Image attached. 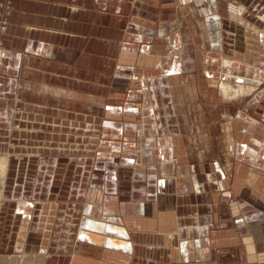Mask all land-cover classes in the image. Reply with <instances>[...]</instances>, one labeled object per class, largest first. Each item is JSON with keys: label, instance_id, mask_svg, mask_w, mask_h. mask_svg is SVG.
I'll return each mask as SVG.
<instances>
[{"label": "crops", "instance_id": "crops-1", "mask_svg": "<svg viewBox=\"0 0 264 264\" xmlns=\"http://www.w3.org/2000/svg\"><path fill=\"white\" fill-rule=\"evenodd\" d=\"M169 1L12 0L7 14L0 9L7 21L0 32V147L14 136L9 131L49 125L86 131L85 146H94L80 162L62 161L72 164L70 177L69 165L57 171L71 182L79 219L69 247L55 258L43 254L44 264H264V88L259 80L254 91L225 99L217 86L228 79L253 84L262 73L225 63L223 55L215 69L204 58V75L215 86L199 95L214 107L194 109L207 132L192 150L190 78L182 75L192 67L191 46L178 44L169 29L171 10L160 5ZM216 1L193 4L213 14L200 23L209 22L210 33L201 25L200 32L218 52L213 41L223 26ZM255 2L232 0L227 7L231 13L243 4L245 18L263 22L264 2L260 9ZM158 43L164 57H156ZM229 65L251 70L245 79L228 78ZM226 114L232 120L220 134L216 116ZM39 163L46 177L48 163Z\"/></svg>", "mask_w": 264, "mask_h": 264}, {"label": "rangeland", "instance_id": "rangeland-1", "mask_svg": "<svg viewBox=\"0 0 264 264\" xmlns=\"http://www.w3.org/2000/svg\"><path fill=\"white\" fill-rule=\"evenodd\" d=\"M231 1L232 0L216 1L218 5V14L222 16L221 20H219L222 21L223 26L221 35L217 40L215 36L213 41V43L217 42L220 44V50H218V52L215 50V45L212 47L210 45V40L207 38L204 39L200 32V23L204 22L205 16L211 13H204L202 10L198 12L194 7L193 0H170L167 3L162 2L160 4L164 8L169 7L171 10L170 13L172 17L169 22V29L177 33L176 42L178 44L182 43L185 46L188 44L191 46V50L187 52V58H189V63H192V67L185 72L186 74L184 73L185 69L182 70V75L185 79L190 78V83L186 86V91L188 96L187 105L192 108L189 117L192 130L188 134V139L192 146L190 148L192 150L199 149V144L207 132V129L206 132L203 128L201 129L200 115L196 114L194 109L200 106L214 107V104L210 105V100L201 99L199 95L201 91L207 90L209 86H215V83L209 85L208 79L204 75L203 64L206 62L204 58L213 61L212 64L214 68L217 67L215 66V60L221 57L220 55H223L224 58H229L226 60H228L230 64L231 59L239 64L241 63V66L250 64L256 68L257 71L262 73V79L256 78L257 82L249 85L256 88L258 81L261 80L259 91L264 88V24L249 13L248 17L243 18L247 19V22L254 24L258 29L256 32L245 31L242 26L237 24V22L239 23V16L236 14V11L231 9V13L237 18V22L236 19L231 16V13H229L227 5L231 3ZM242 1L247 3V0ZM242 1L240 0V2ZM11 2L12 0H1L0 9L4 10L7 14ZM263 2V0H256V9H260ZM190 5L193 6L192 10L189 8ZM251 10L255 11V9L253 10L250 7V11ZM208 11L210 10L208 9ZM212 15H209V17H212ZM6 26V19L0 15V32H3ZM209 26L210 23L208 22L207 30ZM203 28L205 29V26ZM162 30L163 29H161V31ZM162 36L164 35L161 34L160 37ZM178 44L173 53L175 59H180L181 56V48H179ZM157 47L156 49H159V52L158 55L156 54V57H164L165 50L163 51L162 49L163 45L158 43ZM215 69L212 71L213 74H220V72H216ZM228 69L231 71L232 68L229 66ZM238 69L239 71H236V74L240 76L239 78L243 79H245V77L247 78L248 72L251 70L250 66H245L244 71L241 70V67ZM253 73L257 75V72ZM228 82H230V84L232 83V85L245 83L232 82L231 80H228ZM217 86L218 89L221 88L219 84H217ZM15 110V112H18L17 108H15ZM197 112H199L198 109ZM50 115L48 114V117L52 121L55 118L61 120L60 117H56L52 114ZM216 118L219 122V130L217 131L221 134L223 133L222 128H227L232 119L231 116L227 114L222 116L218 115ZM13 126L17 127V123L15 125L13 124L11 127ZM59 128H62L64 131L54 130L53 125H49L48 130L43 131H32L27 129L25 131H9L14 136H11V140H8L10 138L7 137V140L3 141L5 144L2 143L0 147L2 161L0 163V262L5 259L3 256L7 257L8 255L18 256L26 254L35 257L38 255L44 256L43 254L48 253L55 258L57 253L62 252L65 246L69 247L73 224L77 223L79 219L77 211L72 208L73 203H77V201L69 192L71 182H69V180L62 181L57 171L60 170L62 166L65 169V167L69 165V169H66L69 174L72 164H67V162L62 163V161L64 159L70 161L74 157L75 161L80 162L83 155L92 153L94 146L89 148L84 145L88 144L86 141L88 136L85 135L86 131H82L80 135H77V133L72 134L74 131H69L70 129H66L65 126ZM77 139H79L80 147H77L78 144L75 143ZM14 140V145H11ZM82 140L85 141L83 142ZM7 154L11 156L12 162H9L7 174H5L6 170H4L5 167L3 168L2 165L4 163L3 161L7 159ZM28 157H30L29 160ZM42 158L47 161L50 168L49 171H51L46 177L43 173H40L41 175L39 174V160ZM57 160L59 161L57 162ZM52 171L54 172L52 173ZM38 178L40 181H38ZM60 183H63V190L61 186L60 189H58ZM63 186H65V188ZM2 191L3 194L1 196ZM66 191L68 194H66ZM79 206L81 207V204Z\"/></svg>", "mask_w": 264, "mask_h": 264}, {"label": "bare ground", "instance_id": "bare-ground-1", "mask_svg": "<svg viewBox=\"0 0 264 264\" xmlns=\"http://www.w3.org/2000/svg\"><path fill=\"white\" fill-rule=\"evenodd\" d=\"M253 7V6H252ZM235 11H236V14L239 16V24L240 25H242L243 27H244V29H247V28H253V29H255V27H254V25L253 24H251V23H249V22H247V20L246 19H244L243 17V14L245 13V5H243V4H240L239 6H237L236 8H233ZM253 13V12H252ZM262 13V12H261ZM259 17H260V20H263V18H264V15L263 14H260L259 15ZM257 18V17H256ZM263 22H264V20H263ZM4 25H6V24H4ZM202 25V24H201ZM206 27V24L204 23L203 25H202V27ZM206 31H207V34H209L210 32H208V30H207V27H206ZM247 31V30H246ZM253 31V30H252ZM250 32H251V30H250ZM177 34V33H176ZM238 35V34H237ZM169 39V38H168ZM170 41H173V40H170ZM174 42V41H173ZM235 47V46H234ZM3 50H4V48H3ZM236 50V49H235ZM224 58H221V61H224L225 63H229V61L228 60H226V59H224ZM230 62H231V64H233V61H231L230 60ZM209 63V62H208ZM230 66V65H229ZM207 71V70H206ZM209 71V70H208ZM207 74V73H206ZM226 75L228 76V78H231V77H235V78H239L240 76H238L237 74H236V72H235V70H233V68L231 69V71L228 69L227 71H226ZM225 75V76H226ZM226 76V77H227ZM222 78V77H221ZM187 79V78H186ZM223 79V78H222ZM227 80V79H226ZM229 80V79H228ZM228 80L227 81H224V80H222L223 82L221 83V91L220 92H222L223 93V95H222V97L223 98H225V99H236V98H239L240 96H244L245 94H248V93H250V92H252V91H254V89H255V87H253V86H250L249 84H247V83H244V84H237L235 87H233L229 82H228ZM181 82V81H180ZM144 89V88H143ZM142 90V89H141ZM147 91V90H146ZM38 94V93H37ZM33 95V94H32ZM150 95V94H149ZM58 97V96H57ZM164 97V96H163ZM145 98V97H144ZM148 98V97H147ZM49 99V98H48ZM152 99V98H151ZM49 101H51V100H49ZM149 101V100H148ZM155 101V100H154ZM151 102H153V100L151 101ZM163 102V101H162ZM32 105V104H31ZM155 106V105H154ZM144 109V108H143ZM16 111V110H15ZM44 111V110H43ZM145 111V110H144ZM143 111V112H144ZM149 111V110H148ZM68 112V111H67ZM20 112H18V114H19ZM26 113V112H25ZM29 113V112H28ZM32 113V112H31ZM16 114V113H15ZM17 115V114H16ZM34 115V114H33ZM41 115V114H40ZM66 115V114H65ZM51 116V115H50ZM74 116V115H73ZM17 117V116H16ZM55 117V116H54ZM57 117V116H56ZM75 117V116H74ZM42 118V117H41ZM58 119V118H57ZM56 118L54 119V122L57 120ZM21 121V120H20ZM76 121V120H75ZM59 122V121H58ZM61 122V121H60ZM59 122V123H60ZM78 122V121H77ZM80 122V121H79ZM83 122V121H82ZM62 123H63V121H62ZM42 124V123H41ZM139 124V123H138ZM18 126V125H17ZM20 126V125H19ZM81 126V125H80ZM83 127V126H82ZM25 129V128H24ZM39 130V129H38ZM33 131V130H32ZM40 131V130H39ZM41 131H43V130H41ZM46 133V132H45ZM62 134V133H61ZM57 136V135H56ZM50 137V136H49ZM80 137V136H79ZM43 138V137H42ZM87 138V137H86ZM58 140V139H57ZM51 142V141H50ZM52 142H54V141H52ZM113 142V141H112ZM41 143V142H40ZM61 143V142H60ZM89 144V143H88ZM85 145V144H84ZM111 146V145H110ZM113 146V145H112ZM115 146V145H114ZM94 149V148H93ZM89 151V150H88ZM88 151H87V153H88ZM104 152V151H103ZM129 152H130V150H129ZM100 153H102V152H100ZM137 153V152H136ZM93 154V153H92ZM99 154V153H98ZM1 155V154H0ZM17 157V156H16ZM32 158V157H31ZM24 159H26V158H24ZM13 160H15V159H13ZM28 160H29V157H28ZM8 161H11V159L9 160V155L7 154V159H6V161L4 160L3 162V168L5 167V169L4 170H6V167L9 165L8 163ZM2 161H1V156H0V163H1ZM12 162V161H11ZM19 162H20V160H19ZM32 162V161H31ZM114 163V162H113ZM15 167V166H14ZM48 168V167H47ZM69 169V168H68ZM11 171V170H10ZM26 172H27V170H26ZM46 172V171H45ZM69 172V171H68ZM49 173V172H48ZM116 174V173H115ZM41 175V174H40ZM67 175H69V177H70V175H71V173L69 172V174L67 173ZM10 176H11V174H10ZM44 176H45V173H44ZM43 176V177H44ZM104 176V175H103ZM10 178V177H9ZM37 179V178H36ZM64 180H68V178H66V179H64ZM38 181H40V179L38 178ZM38 181H37V183H38ZM42 181H43V179H42ZM30 182V181H29ZM4 183V182H3ZM44 183V182H43ZM63 184V183H62ZM35 185H37V184H35ZM37 186H39V185H37ZM64 188H65V186H63ZM3 188V187H2ZM39 188V187H38ZM62 188V187H61ZM37 189V188H36ZM43 189V188H42ZM42 189H41V191H42ZM10 190V189H9ZM35 190V189H34ZM63 190V189H62ZM2 194H3V191H2V193H1V196H2ZM61 194V193H60ZM64 194V193H63ZM65 196H66V194H65ZM1 200V199H0ZM3 200V199H2ZM13 200V199H12ZM1 209V208H0ZM106 209V208H105ZM110 209V208H109ZM107 211V210H106ZM98 218V217H97ZM116 224V223H115ZM86 226H88V225H86ZM31 228V227H30ZM90 234V233H89ZM93 235L94 234H92V237H93ZM84 236H86V235H84ZM91 237V238H92ZM85 238V237H84ZM87 238H90V237H87ZM91 238H90V240H91ZM97 239V238H96ZM89 242V241H88ZM91 242V241H90ZM87 243V242H86ZM120 244V243H119ZM125 244V243H124ZM126 245V244H125ZM81 246H82V244H81ZM104 246V245H103ZM86 248H89L87 245L85 246ZM84 247V248H85ZM82 248V247H81ZM85 248V249H86ZM110 248H114V247H112V246H110ZM115 249H116V247H115ZM88 250V249H87ZM93 250V249H92ZM86 251V250H85ZM94 251V250H93ZM81 253V252H80ZM105 253V252H104ZM103 254V253H102ZM107 254V253H106ZM94 255H96V253L94 254ZM2 256V255H1ZM5 259L2 261V262H0V264H44V260H45V257L44 256H41V255H38V256H28V255H26V254H23V255H18V256H14V255H12V256H7V257H5V256H3ZM109 260V259H108ZM77 262V261H76ZM90 262V261H89ZM91 264V263H90Z\"/></svg>", "mask_w": 264, "mask_h": 264}]
</instances>
